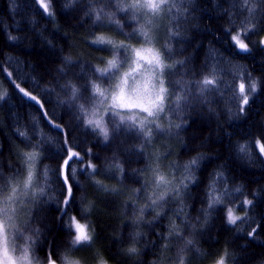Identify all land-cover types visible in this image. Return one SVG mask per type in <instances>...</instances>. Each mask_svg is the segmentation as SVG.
I'll return each instance as SVG.
<instances>
[{
	"label": "trees",
	"instance_id": "obj_1",
	"mask_svg": "<svg viewBox=\"0 0 264 264\" xmlns=\"http://www.w3.org/2000/svg\"><path fill=\"white\" fill-rule=\"evenodd\" d=\"M173 2L175 7L171 14L165 13L163 18L154 21L156 27L151 34L155 47L162 52L166 63H174V60L185 61L187 75L184 79L199 80L203 79V76H209V79L217 81L215 87H218L220 92H207L206 102L196 100L191 108L180 112L185 126L180 130L172 129L173 132L179 131V136H161L153 128L152 145L148 146L147 151L156 152L161 156L160 164L165 172H168V165L172 162L183 163L199 153L207 155L208 159L196 173L197 183L191 186V197L184 198L188 205L187 213L193 218L199 216L200 209L206 206L204 192L212 172L223 165L229 188L238 185L243 189L242 194L233 195L236 205L234 212L243 216L245 213L239 207L240 201L253 200L248 215L254 214L260 221L257 237L252 238L245 234L248 225H244L243 232L234 231L235 226L225 223V210L220 206L206 226L201 228L197 225L196 242L202 250L213 255L224 248L234 251L238 264H264V158L260 156L254 144L250 146L253 156L251 162L241 159V154L237 152L238 143L248 145L253 140L264 141V45L259 44V41L264 39V21L259 25V30L248 33L244 42L249 44L251 51L245 53L237 50L229 33L225 31L230 26L229 14L225 9L233 13L237 24L247 15L240 7V0H235V3L233 0H193L191 5L182 4L180 0H169V3ZM13 7V0H0V61L3 62L5 72H12L14 82L37 96L47 110L48 117L63 129L61 132L50 125L38 106L24 98L5 74L0 73V92L8 93L5 102L0 105V171L4 177L14 176L17 170L23 177L24 166L19 153L31 150L23 138L17 135V128L26 131L32 143H36L40 136L33 134L35 120L39 130L51 138L39 149L37 177L40 168L47 166L50 184L48 192L54 198H38L30 210V236L35 240V245L30 249L32 254L40 263H44L51 251L52 258L60 263L57 251L64 252L70 240L65 225L69 216H75L80 222L89 223L95 228L94 248L86 249L85 253L88 264L95 263L94 252H99L108 264H140V261H143V264H154L163 252V264H169L168 258L175 255L173 247L171 244L163 250L158 247L161 240L157 234H165L171 221L180 224L174 211L178 207L175 203L167 206L173 209L167 212L168 219L162 216L151 228L141 225L139 230L144 235L136 245L141 250L139 257L130 260L121 254V249L129 246V233L133 232V204L143 206L146 203L132 191L140 188V183L137 182L140 178L136 176L135 170L145 168L147 163L146 157L137 151L141 139L134 131L122 129L114 137L110 134V139L104 142L102 136L96 135L83 125L76 108L67 102L69 93L62 88V85L71 81L87 96L81 85L85 84L91 75L90 66L103 67L101 58H110L109 52L97 50V47L90 43L93 33L111 37L117 42L125 40L139 47L137 39L126 40L114 24H93L92 19L85 15V2L65 10L63 0H51L54 20L48 18L36 0H16L15 11L12 10ZM112 10L114 11V8ZM116 18L124 26V32H133L136 21L130 20L124 13H116ZM31 20H34L35 24L30 23ZM177 29L180 35L171 37L169 30L176 32ZM232 34H235V29ZM9 35L18 39L9 40ZM249 40L257 43L253 45ZM165 44L171 47L173 60L168 59L167 53H164ZM65 56H70L75 63L66 65L63 59ZM214 56L217 75L213 77L209 72ZM61 68L64 69L63 73ZM176 70L179 71L178 65ZM249 75L257 81L254 94L248 91ZM165 79L167 82V70ZM240 83L245 84V92L242 95L248 96L246 105H242V100H237ZM104 86L106 85H102ZM172 91L169 86V92ZM176 92L181 97L180 104L183 106L185 93L179 92L178 89ZM61 100L65 102L61 103ZM79 102L85 103L83 99ZM169 102L166 101V115L162 114L163 123L160 124L165 129L168 128L169 122H181L176 113L168 111ZM240 105L243 111L239 112L238 117L230 118L229 109L233 113L238 112ZM85 107L88 105L85 104ZM209 108L214 110L209 111ZM109 128L111 129L110 123ZM65 133L72 150L79 152L83 158L82 163H75L76 175L71 180L72 198L67 208L58 203L63 198L64 186L55 174L62 164V159L66 158L62 144ZM88 149H91V152H88ZM114 158L123 166V183L117 178L119 173L106 170V165ZM75 160L73 157V160L69 161V171ZM89 162L96 165L95 179L101 180L110 188L121 190L124 194L98 191L94 180L87 175ZM81 168L85 170L80 171ZM181 175L182 170L176 172L177 179ZM254 192H260V195L254 198ZM89 202L94 203V207L91 212L85 213L87 220L81 219V209ZM62 212L67 215H62ZM153 216L154 213L146 211L144 218L151 220ZM193 222L195 223V220ZM32 230H38L39 235ZM188 232L189 230L184 228V233ZM82 252L83 250L74 255L79 256ZM188 255L191 264H206L204 259L196 257L195 254Z\"/></svg>",
	"mask_w": 264,
	"mask_h": 264
},
{
	"label": "snow or ice",
	"instance_id": "obj_2",
	"mask_svg": "<svg viewBox=\"0 0 264 264\" xmlns=\"http://www.w3.org/2000/svg\"><path fill=\"white\" fill-rule=\"evenodd\" d=\"M85 2L87 9L85 15L90 17L93 24L99 26L115 25L116 30L123 35L126 40L130 41L133 38L137 39L139 47L132 43H127L125 40L117 42L115 39L105 36L96 35L93 33V39L90 43L97 47V50L107 51L110 58H101L103 67L92 65L91 75L88 76L85 84L81 85L87 92L84 96L81 88L76 84L68 81L62 85L68 95V103L74 106L77 113L82 119L83 125L90 128L96 135L102 136L104 142L110 139V134L114 137L123 129L125 131H134L141 139V144L137 151L144 155L147 159L145 168L135 170L140 188L133 189V193L146 201L143 206L133 204L132 225L133 232L129 233V246L121 249V254L130 260H135L141 255V250L136 246L140 243L141 237L144 235L139 229L141 225L153 227L163 216L168 219L167 212L173 209L167 206L171 203L178 205L174 209L176 218L180 221L177 224L171 221L167 226V232L163 235L157 234L161 240L158 245L162 250L167 249L171 244L175 255L169 259V264H191L189 253L195 254L196 257L204 259L206 264H238L237 254L224 248L215 255L205 252L196 242L197 225L201 228L206 226L218 207H224L225 223L230 226H235L234 231L243 232L244 225H248L246 235L256 238L257 229L260 227V221L253 215H248L249 206L253 205V200L243 199L239 203V207L245 213L243 216H238L234 213L235 201L233 195L235 193H243L241 186H228V177L225 175L223 165L218 166L210 176V180L205 188L204 199L206 206L200 209V215L193 218L187 213L188 205L184 198L191 197V186L196 184L198 177L196 173L200 170L201 164L208 159L204 153H199L183 163L172 162L168 165V172H165L160 164L161 156L147 151L148 146L152 145L153 128L158 135L161 136H179L180 132H173L172 129L180 130L185 126V122L180 117V112L185 111L193 106V102L199 100L204 103L207 100L205 93L213 90L220 92L218 87H215L217 81L209 79V76H203V79L187 80L184 77L187 75V64L184 60H174V63H166L164 55L155 47L154 37L151 34L156 27L154 21L163 18L165 13L171 14L175 3H169V0H63V7L67 10L69 7ZM182 4L191 5L193 0H180ZM235 3V0H233ZM36 3L49 19L55 18L54 10L51 9V0H36ZM13 11H15L16 0H13ZM97 5H101L97 7ZM240 7L247 12L237 24L233 18V13L229 9L225 11L229 14V27L225 29L229 33L231 41L238 51L250 52L249 44L244 40L248 38L250 31L259 30V25L264 21V0H240ZM114 8V11L112 10ZM116 13H124L130 20L136 21V27L132 33L124 32V26L120 20L116 18ZM143 23H140V21ZM30 23L35 24L34 20ZM235 29V34H232ZM171 37L180 35L179 29L176 32L169 30ZM242 37H244L242 39ZM18 37L9 35V40H15ZM255 45L256 41L249 40ZM259 44L264 45V39L259 41ZM164 53H167V58L174 59V54L168 44L163 46ZM215 52V50H213ZM64 62L66 65L75 63L70 56H65ZM215 56L213 57V66L209 72L210 76H216ZM18 63V62H17ZM229 63H231L229 61ZM179 66V71L176 66ZM240 68L242 66H234ZM127 69V70H125ZM167 77L168 80L166 82ZM18 71V69H17ZM63 73L64 69H60ZM0 73H4L9 82L14 84V88L29 101L35 103L41 110V114L48 119L50 125L63 132L60 125L55 124L48 117L47 110L44 109L43 103L21 87L19 83H15L12 79V72H5L3 62L0 61ZM239 75V72H237ZM180 77L177 79L176 77ZM248 91L255 93L257 89V81L249 75ZM102 85H106L102 87ZM169 86L173 89L169 92ZM193 87L195 91H193ZM176 89L179 92L185 93L184 104H180L181 97L177 95ZM235 91V90H234ZM245 92V84H239V93H237L238 102L242 100V105L248 103V96L242 95ZM8 96L7 91L0 92V105L5 102V97ZM171 98V99H170ZM191 98V100L189 99ZM85 103H80V100ZM166 101L168 111L177 114L181 120L178 124L169 122L167 129L163 128L158 123L162 114L166 115ZM61 103L65 101L61 100ZM85 104L88 107H85ZM242 105L239 106V111L233 113L229 109L230 118L239 115L243 111ZM214 109L209 108V111ZM103 112V114H101ZM143 114V115H141ZM108 117V122H105L104 117ZM111 124V129L109 128ZM19 137H22L25 144L31 149L29 151H21L19 158L24 166L23 177L21 172L16 171L14 176L4 177L0 171V264H40L38 258L34 257L31 248L35 245V240L32 236L25 235V229L19 223L20 211L26 203H33L38 198L47 197L53 199L49 195V169L43 166L39 170L37 177V164L40 159L39 149L42 144L48 143L51 138L43 134L39 130L38 124L33 121V134L39 135L40 140L32 143L31 137L21 128L16 129ZM64 146L65 157L62 159V164L55 174L63 184V198L58 201L59 204L67 208L69 201L72 198V182L75 178L76 167L75 163L83 162V158L79 152L72 150V146L68 144L67 134H64L62 141ZM255 145L262 158H264V141L253 140L248 145H237V152L241 154V159L251 162L253 156L250 152V146ZM91 152V149L87 150ZM170 155V153H169ZM74 161L71 170L69 171V161ZM167 159V156L164 157ZM81 168L80 171H84ZM87 175L94 180L98 191L104 193H113L123 195L124 193L117 188H110L101 180L95 179L96 165L89 162L87 164ZM106 170H115L119 173L117 177L123 183V166L117 158L106 165ZM182 170V175L177 179L176 172ZM147 173V176H145ZM71 177V179H70ZM260 192H254L253 197L256 198ZM83 203V202H82ZM231 205V206H230ZM94 203L89 202L86 207L81 209V219L87 220L85 213L91 212ZM154 213L153 219L146 220L145 212ZM254 212V208H253ZM62 215H67L62 212ZM195 220V223L193 222ZM238 222H240L238 224ZM255 224L253 227L252 225ZM183 225V227H181ZM65 227L68 229L70 240L69 246L64 252L57 251L60 264H88V260L83 257H77L74 253L89 248H94L95 228L89 223H81L75 216H69ZM184 228L189 232L184 233ZM154 230V228H153ZM38 236V230H32ZM11 237V239H10ZM23 240L22 245H17L16 240ZM165 257L163 252L158 261L154 264H163ZM95 264H108V261L99 253L94 252ZM44 264H57V261L52 258L49 251ZM143 264V261H140Z\"/></svg>",
	"mask_w": 264,
	"mask_h": 264
},
{
	"label": "rangeland",
	"instance_id": "obj_3",
	"mask_svg": "<svg viewBox=\"0 0 264 264\" xmlns=\"http://www.w3.org/2000/svg\"><path fill=\"white\" fill-rule=\"evenodd\" d=\"M125 70H127V69H125ZM101 114H103V112H102ZM141 115H143V114H141ZM162 118H163V115H161V117H160L158 123H160V124L163 123ZM104 119H105V122H106V120H107V116H105ZM21 178H22V177H21ZM33 205H34V202H33V203H26V204L23 206V208L21 209V211H20V220H19V223L21 224L22 227H24V229H25V235H26V236H30V220H29V219L31 218V217H30V215H31L30 210H32ZM234 213H235V212H234ZM235 214H236V213H235ZM236 215H237V214H236ZM81 223H83V222H81ZM10 239H11V237H10ZM23 243H24L23 240H20V239H17V240H16V244H17V245H22ZM30 251H31V250H30ZM85 253H86V250H83V252H82L79 256H77V257H83V258H86ZM34 264H36V261H35V260H34ZM40 264H44V263H40ZM57 264H60V263H57ZM91 264H95V263H91Z\"/></svg>",
	"mask_w": 264,
	"mask_h": 264
}]
</instances>
